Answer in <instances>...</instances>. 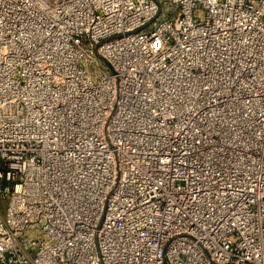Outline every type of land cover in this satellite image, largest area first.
<instances>
[{"label":"built area","instance_id":"built-area-1","mask_svg":"<svg viewBox=\"0 0 264 264\" xmlns=\"http://www.w3.org/2000/svg\"><path fill=\"white\" fill-rule=\"evenodd\" d=\"M0 264H264V0H0Z\"/></svg>","mask_w":264,"mask_h":264},{"label":"rangeland","instance_id":"rangeland-1","mask_svg":"<svg viewBox=\"0 0 264 264\" xmlns=\"http://www.w3.org/2000/svg\"><path fill=\"white\" fill-rule=\"evenodd\" d=\"M163 7H164V4H163ZM194 16L197 18V19H203V14H202V12H195V14H194Z\"/></svg>","mask_w":264,"mask_h":264}]
</instances>
